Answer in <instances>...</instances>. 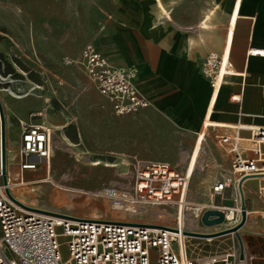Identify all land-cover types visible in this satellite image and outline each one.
I'll use <instances>...</instances> for the list:
<instances>
[{
    "label": "crops",
    "instance_id": "obj_1",
    "mask_svg": "<svg viewBox=\"0 0 264 264\" xmlns=\"http://www.w3.org/2000/svg\"><path fill=\"white\" fill-rule=\"evenodd\" d=\"M165 1L170 11L174 7L181 12L172 21L160 22L154 0H0V55L26 66L33 64L34 72L49 81L46 95L30 90L23 99L9 97L8 106L4 104L15 146L11 171H18L17 180L35 178L36 171H55L56 180L66 186L73 181L60 178V171H137L146 162L169 163L186 171L204 122L216 121L226 127L205 131L195 166L202 202L191 231L217 233L229 225L206 227L201 223L203 212L240 207L239 194L232 188L222 195L213 194L216 181L232 173L233 155L221 137L236 135L233 127L264 126V0H240L235 20L223 8L226 0ZM227 2L228 9L235 4L234 0ZM216 4L222 8L208 21L211 28L203 29L208 11ZM89 44L112 65L137 71L136 84L149 99L148 108L115 115L111 103L92 86L82 68L64 65L65 57L79 59ZM224 51L229 54L231 74L215 97L202 64L210 53L223 56ZM19 121L53 130L48 163L31 157L36 169H22L25 159L20 153ZM240 136L242 155L254 157L250 132L240 131ZM263 184L264 179L244 183L248 214L239 237L188 238L192 259L223 252L241 258L242 242L244 257L239 264H264ZM80 204L95 210L52 211L161 225L157 219L106 213L89 199Z\"/></svg>",
    "mask_w": 264,
    "mask_h": 264
},
{
    "label": "built area",
    "instance_id": "obj_2",
    "mask_svg": "<svg viewBox=\"0 0 264 264\" xmlns=\"http://www.w3.org/2000/svg\"><path fill=\"white\" fill-rule=\"evenodd\" d=\"M64 65L82 68L92 86L111 103L117 116L134 114L151 105L136 84L137 71L112 65L94 45H86L79 59L65 57ZM1 67L5 70L0 59ZM229 67L224 72V57L210 53L202 64V72L211 87L217 90L220 80L222 83L231 74ZM1 80L5 79L0 74V86L3 85ZM19 126L22 129L20 153L25 159L22 169H36L37 164L29 160L31 157L48 163L52 154L53 130L24 121H19ZM233 129L238 131L236 135L221 137L233 155L232 173L216 181L214 195H222L227 188L239 194L238 184L243 177H249L247 180L264 179V126ZM240 131L251 134L252 158H245L241 153ZM190 184L191 176L185 171L169 163L146 162L135 172L131 189L108 186L103 190L102 196L119 211H137L140 206H175L179 209L178 225L167 226L126 219L83 218L41 208L37 209L69 218L29 211L8 197L6 189L11 191L8 180V185H0V264H239L240 254L228 252L195 260L189 256L188 238L181 239L185 224H180V209L186 205ZM261 191L264 192V184ZM221 210L225 213L224 224L229 228L241 221L240 207L229 205ZM157 225L171 230L154 227ZM64 244L68 250L67 258L62 255Z\"/></svg>",
    "mask_w": 264,
    "mask_h": 264
},
{
    "label": "rangeland",
    "instance_id": "obj_3",
    "mask_svg": "<svg viewBox=\"0 0 264 264\" xmlns=\"http://www.w3.org/2000/svg\"><path fill=\"white\" fill-rule=\"evenodd\" d=\"M155 1V0H154ZM163 2V4L166 6V8L169 10L168 7V3L165 0H161ZM156 3V1H155ZM228 7V2L226 1V4L223 6V8ZM172 10V14L171 11L169 10V14L171 19L169 21H172V16L175 19V17H177L178 13L181 14V12L178 11V8H171ZM158 11V9H157ZM183 14V13H182ZM158 18L159 17V13H158ZM167 21V20H166ZM2 58V59H1ZM0 59L2 60V62L4 63L3 69L2 67L0 68V74L1 77H3L5 80H1V82L3 83V85L0 86L1 89H12L13 92H15L16 94H18L19 96L21 95H25L28 92H30V90H32V93H36V94H40V92L44 95H46L45 93V87H46V83H48V80H44L43 78H41L42 76L36 72H34V70L32 69V65H23L18 59L16 58H11L8 57L6 55H0ZM28 66H31V68H29ZM29 68V69H28ZM36 86H39L40 88H36ZM34 89V90H33ZM1 94V92H0ZM9 97L12 99V96L8 94V92H4L3 93V101L4 104L7 105V100L9 99ZM26 97V96H25ZM24 98V97H23ZM23 98H19V99H23ZM16 99L17 98H13ZM3 104V105H4ZM8 106V105H7ZM5 107V106H4ZM6 113V111H5ZM7 115V139L9 141L10 147H11V161L13 160V153L15 150V146L13 144V141L11 140L12 138V132H11V127H10V123L9 120L11 121V119L8 120V112L6 113ZM12 173V180L13 183H18L19 181L17 180V177L15 176L16 172L18 171H11ZM28 171H25V173H27ZM49 172V171H47ZM136 171H60L59 172V177L62 178L63 180L66 179H70L73 181L72 185H68V187L71 188H78L81 190H84L86 192H88L90 194V199L87 197V194H76V198L73 199L72 201L76 202L77 204H79L80 206L84 207L83 210H79V211H93L95 210L94 207L92 206H88V205H82L80 204V202L89 199V202L91 204H96L97 207H100L101 209L103 208V211L105 212L107 210L108 206V202L105 201L103 199V196L97 197L95 196L96 193H103V190L108 187V186H114V187H119V189H124V190H129L132 187V184L134 182V174ZM35 173H37V176L35 178H20V180H24V181H35L41 177H43L45 175V171H36ZM54 175H55V171H53ZM124 175H129V178H123L122 176ZM199 176L195 174L194 179L192 180V183L190 185V189L188 190V196H187V202L194 204V203H201L202 199V192L199 191V186L196 183V179ZM4 184L3 183V179L2 176L0 177V185ZM130 186H129V185ZM126 185H128V187H126ZM27 188H36L37 189V185L34 184H30L29 186H26ZM57 188L54 187H50V186H42L39 189H37V191L39 192H43L44 194H48L50 196H54V197H61L64 195L63 198H65V200H69L71 198H69V195L67 196V193L61 190H56ZM42 190V191H41ZM62 195H60V193ZM229 194L228 192L226 193V199L228 198ZM68 197V198H67ZM47 202V203H46ZM104 202V204H103ZM40 204H49L54 208H58L60 210H66L67 208L64 206H59L58 203L54 204L51 201H40ZM26 205V204H25ZM27 206H32V205H27ZM192 206V205H191ZM141 207V206H140ZM37 208V207H36ZM39 208V207H38ZM147 208V207H146ZM150 209H159V211H161V209L163 208H168L170 209V211H175L176 207L175 206H171V207H158V208H153V207H148ZM98 209V208H97ZM77 211V212H79ZM107 213V211H106ZM198 213V214H197ZM198 216H199V212H190L188 214V217L186 218V225L191 226V229H188L187 231H191L193 229V225L197 222L198 220ZM130 219H140V220H152V219H157L160 221L161 225H165L167 223H165L166 218H162L161 220L158 219V216H154L152 217L151 214H138L136 217H129ZM100 219V218H99ZM191 219H194V221L192 222ZM139 221V220H138ZM191 224H190V223ZM167 226H171V224H167ZM192 232V231H191ZM187 247H188V254L191 258H194V253H193V247L190 245V243H187ZM62 255L64 258L68 257V250L67 247L63 246L62 248Z\"/></svg>",
    "mask_w": 264,
    "mask_h": 264
},
{
    "label": "bare ground",
    "instance_id": "obj_4",
    "mask_svg": "<svg viewBox=\"0 0 264 264\" xmlns=\"http://www.w3.org/2000/svg\"><path fill=\"white\" fill-rule=\"evenodd\" d=\"M155 1H156V8L158 9V13H159V17H160V19H159L160 22H161V20L169 21L171 19L170 14H169V10L166 8V6L163 4V2L161 0H155ZM226 1H231V0H226ZM234 1H235V4L233 7L229 8V9L227 7L224 8V10L228 12L229 16H231L233 18V20H235L239 16L238 3L240 2V0H234ZM236 2H237V4H236ZM220 8H222V6L220 4H216L208 11L206 18H205V22H203V29L211 28L210 25L208 24V21L211 20L212 16L215 14V11L217 9H220ZM233 24H234V22H233ZM231 31H232V29H231ZM223 54H224L223 55V57H224V72H226L227 64L229 63V54H228V51L227 52L224 51ZM222 84H223V81L221 83V80H220V82L218 83V86H217V90L216 89L214 90L212 88L213 94L215 97L218 93V87L220 85L222 86ZM36 88H40V87L36 86ZM220 90H221V88H220ZM220 90H219V92H220ZM0 91H1L0 99H1L3 104H4V101H3V93L4 92H8L9 95H11L13 98H17V99L23 98L26 96V95L19 96L18 94L13 92L12 89H6V90L0 89ZM43 114H46V113L43 112ZM6 118H7V115H6ZM209 127H226V125L218 123L216 121H212V120H206L204 122V130L197 135V138H199L198 148L196 149L197 151H196V153L194 152V154L191 158L190 166L188 165L190 168L188 169V171H185L186 173H188L189 176H191V183H192V180L194 179L195 174H196L195 166H196V162L198 159V155L200 152L201 145H202L204 138H205V131ZM6 131H7V128H6ZM7 135H8V133H7ZM187 154H188V151H187ZM185 158H187V157H185ZM11 164H12L11 147H10L9 141L7 139V177H8L9 183H10L9 188L11 189V193L14 195V197L16 199H18L20 202H22L26 205H32V206L39 207V208L57 210L60 212H67V213H72V214H78L77 211L84 209V207L80 206L79 204H77L76 202H74L72 200L76 198L75 197L76 194H87L88 195L87 197L89 198L90 194L88 192L81 190V189H78V188H71V187H68V186L58 182L55 178L53 171H49V172L45 171V175L43 177L37 179L34 182H29V181H24V180L18 179L19 182L15 184V183H13V180H12ZM122 177L125 178V180H126V178H129V175L128 176L124 175ZM31 183L32 184L35 183L37 185V189H39V190L42 186H50L52 188L56 187L57 188L56 190H58V191L61 190V191L66 192L67 196L69 195V198H71V199L69 201V200H65V198H63L64 195L62 196V198L61 197L57 198L54 196H50L48 194H44L43 192H39V191H37L36 188H32V189L27 188L26 186H29ZM128 185H126V187H128ZM189 189H190V186H189ZM60 195H62V194L60 193ZM95 196L100 197V196H102V193H96ZM103 199L108 202V206H106L107 207V210H106L107 213H119V214L124 213L126 215L125 217H136L138 214H145V215L151 214L152 217L158 216V219H160V220L162 218H164V219L166 218L165 223H167V224L170 223L171 226H177L178 225V213H179L178 208H176L175 211H170V209H168V208H163V209H161V211H159L160 208L150 209L148 207L146 208L144 206H141L138 208L137 211H133V210H131V211L130 210L119 211V210L113 209L111 207L109 201L106 198L103 197ZM40 201H48V202L51 201L54 204L58 203L59 206H64L67 209L66 210H60L58 208L52 207L49 204H40ZM200 206H201L200 203L191 204V203L187 202V200H186V205L181 207V209H180V224L181 225H183V223L185 224V226H184L185 230L183 229V227L181 229V239L182 240L184 238V232L187 231L188 229L192 228L191 226L186 225V218L188 217V214L190 212H197L198 209L200 208ZM191 220H192V222L194 221V219H191ZM167 224H165V225H167Z\"/></svg>",
    "mask_w": 264,
    "mask_h": 264
},
{
    "label": "water",
    "instance_id": "obj_5",
    "mask_svg": "<svg viewBox=\"0 0 264 264\" xmlns=\"http://www.w3.org/2000/svg\"><path fill=\"white\" fill-rule=\"evenodd\" d=\"M7 119H6V113H5V107L0 99V171H1V176L3 179L4 185H8V177H7ZM249 177H243L240 179V182L238 184V190H239V198H240V209H241V221L233 228L225 229L223 231H219L217 233H196V232H191V231H185L184 236L187 238H199V239H214L218 237H223L226 235H232L235 234L236 236L239 237V230L244 226L247 220V204H246V199H245V194H244V189H243V184L244 182L248 179ZM6 193L8 197L17 205L20 207L33 211V212H38V213H45V214H54L50 213L48 211H44L41 209L33 208L30 206H27L20 201H18L11 193V191L7 188ZM57 216H61L64 218H69L66 215H60V214H54ZM225 221V213L218 208H210L207 209L206 211L203 212L201 216V223L206 226V227H213L217 225H222L224 224ZM156 228H162V229H169L168 227L164 226H154ZM171 230V229H169ZM175 232H178L177 230H173ZM241 258L244 257L243 253V245L241 242Z\"/></svg>",
    "mask_w": 264,
    "mask_h": 264
},
{
    "label": "trees",
    "instance_id": "obj_6",
    "mask_svg": "<svg viewBox=\"0 0 264 264\" xmlns=\"http://www.w3.org/2000/svg\"><path fill=\"white\" fill-rule=\"evenodd\" d=\"M2 59V58H1Z\"/></svg>",
    "mask_w": 264,
    "mask_h": 264
}]
</instances>
